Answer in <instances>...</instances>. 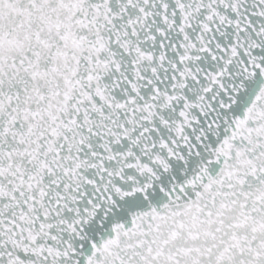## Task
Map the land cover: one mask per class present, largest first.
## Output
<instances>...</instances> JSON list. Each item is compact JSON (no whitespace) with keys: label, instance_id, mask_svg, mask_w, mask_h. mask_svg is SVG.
Masks as SVG:
<instances>
[{"label":"snow or ice","instance_id":"obj_1","mask_svg":"<svg viewBox=\"0 0 264 264\" xmlns=\"http://www.w3.org/2000/svg\"><path fill=\"white\" fill-rule=\"evenodd\" d=\"M0 264H264V0H0Z\"/></svg>","mask_w":264,"mask_h":264}]
</instances>
